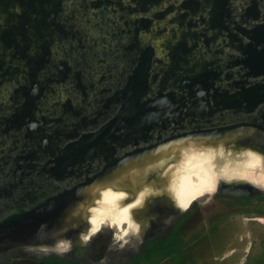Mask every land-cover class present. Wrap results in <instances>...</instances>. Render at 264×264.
Wrapping results in <instances>:
<instances>
[{"label": "flooded vegetation", "instance_id": "1", "mask_svg": "<svg viewBox=\"0 0 264 264\" xmlns=\"http://www.w3.org/2000/svg\"><path fill=\"white\" fill-rule=\"evenodd\" d=\"M76 1L67 0L69 4ZM47 2L49 0H0V49L9 42L16 43L15 33L23 35L44 24L51 35L50 43L41 45L40 54L29 56L34 69L23 73L30 81L13 83L10 77L0 81V96L7 104L0 103V113H5L0 119V137L15 131L19 136L14 144L20 139L7 154L0 151V220L3 213L11 211L18 212L16 218L31 221L29 214L46 198L99 175L104 165L155 147L163 137L191 130L188 123L176 119L169 129L156 124L146 135L139 133L130 137L125 136L126 127L122 126L104 142L103 148L76 159L62 174H56L58 149L84 134L98 131L115 117L132 71L142 55L150 58L148 81L152 90L161 85L173 86L170 89L177 97L189 92L197 73H209L207 81L219 87L242 81L264 82L263 76L251 78L250 70L242 62L244 50L253 43L254 32L259 35L260 30L263 36L257 48L264 47V0H82L84 13L75 11L76 18L70 11L68 20L73 23L63 25L51 23L56 14L44 10ZM11 6L18 11L9 17L17 20L7 24L6 8ZM172 12L175 17L169 48L184 45L177 63L170 62L168 54L165 60L158 58L159 38L148 34L153 18L161 22ZM86 18H90L92 36L86 35L87 30L77 23ZM61 37L69 39L70 47L76 51H91L92 65L97 69L93 77L81 78L78 71L73 75L72 69L80 68L81 63L67 57L62 50L52 63V50L59 48L55 42ZM45 63L54 72L50 71V77L41 85L34 79V70L42 69ZM171 64L176 69L174 76L165 74ZM5 75L11 73L6 71ZM8 83V89L4 88ZM68 83H71L69 88L65 87ZM4 94L11 97L4 99ZM46 97L57 98V101L47 104L53 113L40 109L50 116L49 121L44 122L42 118L38 122L34 118L36 105ZM252 111L251 121L264 127V119L260 117L264 114V104H258ZM187 112L186 108L183 114ZM244 113L240 116L242 119L246 116ZM212 195L216 194L202 196L189 207ZM104 231H108L112 239V231Z\"/></svg>", "mask_w": 264, "mask_h": 264}, {"label": "rangeland", "instance_id": "2", "mask_svg": "<svg viewBox=\"0 0 264 264\" xmlns=\"http://www.w3.org/2000/svg\"><path fill=\"white\" fill-rule=\"evenodd\" d=\"M81 1L69 4L67 0H49L43 8L48 13L56 14L51 23L71 24L73 22L68 20L70 11L74 15L75 11L83 12ZM6 11L5 16L9 19L7 24L15 22L17 19L12 20L9 14L15 15L17 7H8ZM174 17L175 13L172 12L165 15L161 22L153 18L149 28V36L159 38L161 49L157 56L163 60L169 54V45L173 39ZM89 20H77V23L87 30L86 35L92 36L89 33ZM14 36L16 43L9 42V45H2L0 49V81L1 78L10 77L13 83L18 80L27 82L30 79L23 71H33L34 65L29 63V56L40 54L41 45L50 43L49 27L44 24L37 29H29L23 35L15 33ZM55 44L60 49L52 50V63L60 57L62 50L67 57L81 63L80 68L72 69L73 75L78 71L81 78L94 76L97 69L92 65L91 51H76L70 47L69 39L62 37ZM22 52L24 56L20 55ZM47 65L45 63L42 69L34 70V79L40 81L41 85L50 77V71L54 72ZM6 71L11 75L6 76ZM8 85L3 87L8 89ZM69 86L71 83L65 87ZM7 96L11 97L10 94H4V99ZM54 101L57 98L39 100L37 111L34 112L38 122L42 118L44 122L49 121L50 116L40 109L53 113L47 104ZM0 103L7 105L1 96ZM2 116L5 113H0V119ZM18 136L15 131L2 134L0 151L6 153L11 150L20 140L14 144ZM0 264H264V191L223 192L195 202L187 210L170 215L151 227L147 226L140 241L124 249L112 244L108 231L103 230L92 235L86 244L70 254L17 246L0 251Z\"/></svg>", "mask_w": 264, "mask_h": 264}, {"label": "bare ground", "instance_id": "3", "mask_svg": "<svg viewBox=\"0 0 264 264\" xmlns=\"http://www.w3.org/2000/svg\"><path fill=\"white\" fill-rule=\"evenodd\" d=\"M250 190L264 191L262 129L180 137L107 169L68 199L46 234L0 240V251L24 246L70 254L107 229L112 244L124 249L139 242L147 226L187 210L202 196Z\"/></svg>", "mask_w": 264, "mask_h": 264}, {"label": "water", "instance_id": "4", "mask_svg": "<svg viewBox=\"0 0 264 264\" xmlns=\"http://www.w3.org/2000/svg\"><path fill=\"white\" fill-rule=\"evenodd\" d=\"M262 37L260 30L259 35L254 32L251 37L253 43L249 44L242 54V62L250 70L251 78L264 77V47L257 48L261 44ZM182 49L184 45L179 48L170 47L168 54L170 62L179 61ZM149 65L150 58L146 55H142L137 60L127 83L123 102L110 122L98 131L84 134L77 141H72L58 149L55 159L56 174H62L76 159L86 157L98 148H103L104 142L109 141L122 126L126 127L125 136L130 137L139 133L146 135L156 124L163 129H169L172 124H175L176 119L191 126V130L163 137L155 145L175 138L207 135L241 126L257 127L264 131L263 124L253 123L252 115H250L258 104H264V82L242 81L238 84L219 87L207 81L210 78L209 73H197L192 78L195 82L190 84L189 92L185 96L177 97L176 93L170 89L173 86L161 85L157 90H152L148 81ZM175 71V66L171 64L165 74L174 76ZM234 88L236 90H233ZM186 108L187 115L183 114ZM244 111L246 116L242 119L240 116ZM260 117L264 119V114ZM133 154L135 153H130L127 157ZM120 162L104 165L101 173ZM99 175L80 183H74L71 189L46 198L29 214L33 219L31 221L16 218L18 212L3 213L5 216L1 215L3 219L0 220V240H35L46 234L65 209L68 199Z\"/></svg>", "mask_w": 264, "mask_h": 264}]
</instances>
